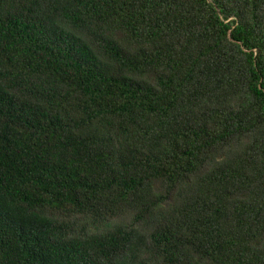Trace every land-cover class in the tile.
I'll list each match as a JSON object with an SVG mask.
<instances>
[{
	"label": "trees",
	"instance_id": "1",
	"mask_svg": "<svg viewBox=\"0 0 264 264\" xmlns=\"http://www.w3.org/2000/svg\"><path fill=\"white\" fill-rule=\"evenodd\" d=\"M0 264H264V0H0Z\"/></svg>",
	"mask_w": 264,
	"mask_h": 264
}]
</instances>
